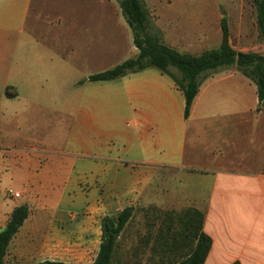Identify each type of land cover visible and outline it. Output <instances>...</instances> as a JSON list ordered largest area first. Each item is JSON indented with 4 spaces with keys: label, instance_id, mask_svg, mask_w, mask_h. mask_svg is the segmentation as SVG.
Masks as SVG:
<instances>
[{
    "label": "crops",
    "instance_id": "crops-1",
    "mask_svg": "<svg viewBox=\"0 0 264 264\" xmlns=\"http://www.w3.org/2000/svg\"><path fill=\"white\" fill-rule=\"evenodd\" d=\"M80 1L53 0L61 18L45 38L35 22L49 0H0V14L14 18L5 29L20 27V45L40 50L20 47V91L78 92L59 104L64 147L27 132L20 133V149L9 151L0 141V180L10 163L11 179L20 184L19 197L0 202V231L16 206L30 210L4 263L93 264L104 216L139 203L163 171L193 169L204 172L193 187L212 239L204 264H264V108L254 81L235 67L207 76L187 119L182 91L158 67L84 81L140 51L117 0ZM167 1L144 0L169 47L192 55L218 48L225 16L232 48L259 53L257 16L249 27L243 2ZM28 20L33 29L26 32Z\"/></svg>",
    "mask_w": 264,
    "mask_h": 264
},
{
    "label": "rangeland",
    "instance_id": "rangeland-1",
    "mask_svg": "<svg viewBox=\"0 0 264 264\" xmlns=\"http://www.w3.org/2000/svg\"><path fill=\"white\" fill-rule=\"evenodd\" d=\"M63 1L65 4L73 5L81 2L80 0ZM166 1L163 0L165 4L168 3ZM184 1L171 0L170 4H182ZM194 1L214 2V0ZM52 2L53 0H49V3L44 4L43 16L36 18L35 24L38 26L35 30L38 36L52 37L51 30L56 27V21L59 20L57 18H61V14L54 8ZM235 2L245 4L248 16L246 22L251 27L252 13L257 16L254 0H235ZM35 14L34 11L32 19ZM13 19L11 14H0V141L8 145L9 151H14L16 148L20 149V133L27 132L47 140L49 144L64 147V129L61 124L65 120V114L59 104L70 95L76 97L78 92L69 89L70 87L62 92L20 91V47L26 50L29 48L31 52L40 50L27 43L20 45V27L5 29ZM32 29L31 21L28 20L25 31L29 32ZM256 31L258 45H253V48L264 54L263 40L259 35L258 26ZM58 35L63 36V33H58L56 36ZM234 37L237 40L236 28ZM110 40L112 38L108 36L106 49L112 43ZM109 59H106V64L112 61ZM173 72L178 73L176 69H173ZM13 93H16V96L10 95ZM11 174L13 171L9 163L8 170H3L1 173L0 202L12 203L11 198H17L9 192V190L17 192L16 190L20 189L19 182L17 179L12 180ZM202 174L204 172H196L193 169L183 172L168 169L167 172L160 173L146 189L144 198L133 205L132 218L119 239V247L111 264H175L186 257L192 242L185 223L189 218L190 210L198 209L203 212L205 207L201 194L193 187L200 182ZM115 213L117 212L114 211L111 215Z\"/></svg>",
    "mask_w": 264,
    "mask_h": 264
},
{
    "label": "trees",
    "instance_id": "trees-1",
    "mask_svg": "<svg viewBox=\"0 0 264 264\" xmlns=\"http://www.w3.org/2000/svg\"><path fill=\"white\" fill-rule=\"evenodd\" d=\"M122 13L133 31L134 42L139 49L135 58H129L116 66L89 75L84 81H111L141 71L158 67L175 81L185 98L184 115L187 119L204 78L224 68L235 67L254 81L260 106L264 108V54L238 52L230 44V29L227 18L221 21L223 37L218 48L205 50L199 55L182 53L163 41L160 30L153 24L144 0H117ZM257 11L259 35L264 41V0H254ZM150 31L152 33H150ZM176 69L178 73L173 72ZM133 206H127L113 215L101 219L102 242L93 264H111L119 247V239L132 218ZM27 205L16 206L10 214L5 229L0 231V264L4 263L8 246L28 218ZM192 246L186 257L175 264H204L212 245L211 237L203 230L204 212L192 209L186 221ZM38 264H66L46 260ZM231 264H241L234 261Z\"/></svg>",
    "mask_w": 264,
    "mask_h": 264
},
{
    "label": "built area",
    "instance_id": "built-area-1",
    "mask_svg": "<svg viewBox=\"0 0 264 264\" xmlns=\"http://www.w3.org/2000/svg\"><path fill=\"white\" fill-rule=\"evenodd\" d=\"M10 194L15 196V197H19L20 196V193L19 192H14L12 190H9Z\"/></svg>",
    "mask_w": 264,
    "mask_h": 264
},
{
    "label": "water",
    "instance_id": "water-1",
    "mask_svg": "<svg viewBox=\"0 0 264 264\" xmlns=\"http://www.w3.org/2000/svg\"><path fill=\"white\" fill-rule=\"evenodd\" d=\"M5 229V227H3L2 229H1V231H3Z\"/></svg>",
    "mask_w": 264,
    "mask_h": 264
}]
</instances>
